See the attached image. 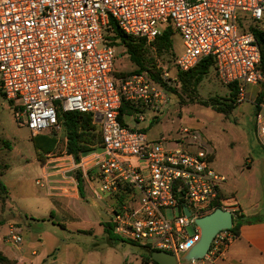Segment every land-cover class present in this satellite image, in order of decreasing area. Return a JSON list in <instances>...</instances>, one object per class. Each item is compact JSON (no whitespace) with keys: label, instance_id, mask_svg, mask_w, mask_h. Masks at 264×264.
Instances as JSON below:
<instances>
[{"label":"built area","instance_id":"built-area-1","mask_svg":"<svg viewBox=\"0 0 264 264\" xmlns=\"http://www.w3.org/2000/svg\"><path fill=\"white\" fill-rule=\"evenodd\" d=\"M110 19L124 34L147 43L170 25L183 43L174 67L188 72L203 59H213L219 82L234 85L235 103L241 104L248 85L264 82L252 32L264 34L255 27L264 23V0H0V94L7 102L21 103L16 118L24 119L36 137L58 129L61 114H90L100 133L101 148L78 162L67 154L47 156L45 162L62 176L72 173L77 186L85 179L97 200L110 196L112 233L119 239L171 254L178 264H215L234 239L230 230L215 236L203 259H179L200 238L194 219L218 208L235 213L221 207L225 179L209 168L211 151L197 133L182 129L201 147L190 155L163 148V138L152 142L137 127L147 112L162 110L168 97L146 73L116 77V51L104 41ZM248 21L247 32L239 34L238 27ZM122 101L138 111L120 122ZM255 107V137L264 146V91ZM126 118L135 128L126 126ZM167 209H176L171 219L163 212ZM189 227L193 232L188 235ZM4 242L20 246L19 228L9 225Z\"/></svg>","mask_w":264,"mask_h":264},{"label":"rangeland","instance_id":"rangeland-1","mask_svg":"<svg viewBox=\"0 0 264 264\" xmlns=\"http://www.w3.org/2000/svg\"><path fill=\"white\" fill-rule=\"evenodd\" d=\"M237 17L241 18L243 14L238 12ZM247 26H251L250 21L243 29L238 27V33L247 32ZM255 27L264 29V23H256ZM172 40V54L179 57L183 53L181 37L175 32ZM115 51L116 77L136 70L123 49ZM149 56L154 64L152 70L159 72L160 77L167 74L162 81L177 92L166 90L168 104L156 113L147 112L145 121L137 127L145 130L152 142L163 138V148H181L190 155L200 152L201 147L191 143L182 129L197 133L202 144L211 151L209 168L225 179L220 186L221 196L244 217L264 218V146L258 144L254 129L255 106L263 86L248 85L245 101L235 104L224 115L218 112L217 106L204 104L210 100L229 104V89L219 82L215 72L209 71L191 100L190 92H182L177 83L173 56L158 57L151 52ZM20 105L19 101L7 102L0 95V173L3 174L0 184L5 186V190L0 187V236L6 234L7 226L14 225L22 232L23 245H37L51 259L66 257L65 247H72V260H77V264L87 260L96 264H123L125 258L131 262L138 260L142 254L139 246L125 240L109 239L104 234V225L111 226L109 210L114 206L109 195L103 194L101 200L90 195L72 202V221L68 215L49 214L47 201L50 198L45 196V186L36 185L37 181L44 183L41 166L45 161L37 159L36 141L32 140L34 137L25 126V120L17 119L14 114ZM153 117L156 121L150 123ZM124 122L128 128H135L131 119L126 118ZM39 136L55 139L54 150L43 158L59 156L65 150V134L60 124L58 129ZM95 189L98 192L97 183ZM163 212L171 219L176 209ZM185 232L192 234V227L186 228Z\"/></svg>","mask_w":264,"mask_h":264},{"label":"trees","instance_id":"trees-1","mask_svg":"<svg viewBox=\"0 0 264 264\" xmlns=\"http://www.w3.org/2000/svg\"><path fill=\"white\" fill-rule=\"evenodd\" d=\"M252 32L260 49V69L264 76V34L255 30H253ZM174 33L175 31L173 30V28L170 27V25H167L158 37H156L152 42L147 43V41L143 38H134L132 36L124 34L118 29L115 22L110 19L108 27L104 32L105 43L108 46L113 47L115 50L118 48L123 49L125 54L128 56L129 60L136 66V70L132 71L131 73L120 74L117 75V77L146 73L148 75V78L159 88H161L165 92L166 90H170L172 93L175 94L177 91L169 88L167 84L162 81L159 72L152 70L154 68V64L150 62L151 57L149 56L150 52L155 53L158 57L171 55L173 56L175 61L176 55L174 57V55L172 54V39ZM211 70L215 72V75L217 76L214 60L211 58H207L203 59L196 67H194L188 72H180L178 70H175V77L177 83L181 87V91L190 92L192 100L196 96L197 88L203 82V80ZM262 86L263 90L258 95L257 102H259L262 97V93L264 91V82ZM227 88L229 89V104L218 103L217 101L213 100H210V102H204V104L207 103L208 105H210V107L217 106V110L219 113L227 115L236 104V89L234 85L228 86ZM137 111L138 110L134 109L129 103H125L124 101H122L118 119L120 122H123V119L126 116L132 117ZM58 120L59 124L62 126V129L64 131L66 140L65 150L61 154L70 155L73 157L75 162H78L82 154L96 151L101 148L100 133L98 132L97 126L93 122L92 115L80 113H64L59 116ZM142 132L146 133L145 130H142ZM32 140L36 141L34 143V148L37 153H39L37 154V159L39 158L40 160L43 159V161H45L46 157L43 158L44 155L49 154L55 148V139L51 137L49 138L47 136H36L32 138ZM2 175L3 174L0 173V177ZM0 187L2 190H5V186H3L2 184H0ZM243 222L244 221L242 215H234L233 225L229 232L232 233L234 236H238L239 228L243 224ZM104 233L108 236L109 239H117L112 234V226L110 225H104ZM152 252L153 251L146 250V253L143 256V261H151L150 255ZM0 264L16 263L14 261L9 260L0 252Z\"/></svg>","mask_w":264,"mask_h":264},{"label":"crops","instance_id":"crops-1","mask_svg":"<svg viewBox=\"0 0 264 264\" xmlns=\"http://www.w3.org/2000/svg\"><path fill=\"white\" fill-rule=\"evenodd\" d=\"M154 121H156L155 117L151 119L150 123ZM51 167L47 162L41 166L42 179H45H43V186H40H45V196L50 198V201H47V208L50 211L49 214L52 215L55 212L59 216L68 215L72 221V202H78L80 199L84 200L90 195L94 197V195L85 179L84 181L79 180L80 182L77 186L75 183H72V173L62 176L56 169L53 170ZM223 203L227 209L235 211L232 214L233 217L237 214L243 216V213L241 211L238 212L236 207L228 203L227 200L224 199ZM243 221V224L239 228L238 236H234L232 242L226 247L215 264H264V218H258L256 216L246 218L243 216ZM61 227L64 229L63 225ZM4 236H0V252L16 264H77L78 262L77 260H72V247H65L64 252L66 253V257L51 259L43 249L41 250V247L34 246V244L30 246L28 244L23 245L22 236L21 244L18 247L5 244ZM116 238L121 240L118 237ZM140 248L142 254L138 260L131 262L125 258L123 264H140L146 253L144 248ZM40 250L41 252H39ZM80 264L96 263L87 260L85 263L81 262Z\"/></svg>","mask_w":264,"mask_h":264},{"label":"water","instance_id":"water-1","mask_svg":"<svg viewBox=\"0 0 264 264\" xmlns=\"http://www.w3.org/2000/svg\"><path fill=\"white\" fill-rule=\"evenodd\" d=\"M184 214L189 216L188 210L185 209ZM193 222L199 228L200 238L193 248L180 257V262L203 259L215 236L232 228L233 215L227 210L218 208L204 217L194 219ZM150 260L156 264H178L176 257L161 251H153Z\"/></svg>","mask_w":264,"mask_h":264}]
</instances>
